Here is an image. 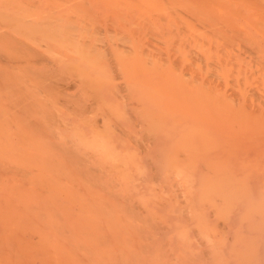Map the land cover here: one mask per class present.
<instances>
[{"label":"bare ground","instance_id":"6f19581e","mask_svg":"<svg viewBox=\"0 0 264 264\" xmlns=\"http://www.w3.org/2000/svg\"><path fill=\"white\" fill-rule=\"evenodd\" d=\"M8 1H10V0H7V2ZM14 1H16V0H14ZM14 1L12 0L8 3H12ZM18 1L19 0H17V3H18ZM23 1L26 2L25 6H28L27 0L26 1L23 0ZM28 1H33V0H28ZM20 2H21V0H20ZM20 2H19V4L22 6L21 10L25 9L26 7H23L24 5H22V4H24V2L23 3L22 2L20 3ZM36 3L38 5V7L35 6V8H38V9H35L32 11L29 10V14L30 13H32V14L36 13L37 14V12H38L37 15L32 16L33 19L35 21H37V26H38L39 21L42 20L41 17L45 14V12L49 8L52 7L51 9H49L52 11L51 21H52L53 16H56L55 14L58 13V15L60 14L62 16L63 22H65L64 20L69 18L68 22L73 23L71 25L68 23V28L70 30L68 32L64 28V27H66L67 24L61 25V26H64L63 28H60V26L58 24H56L57 28H58V32L59 33L61 32L59 29H61V30L65 29V31H66L65 34L67 35V33H70L72 30L70 28H73V30L75 29L74 31H76V34L74 33L76 36H73V34L71 35V33H70L72 40L68 45H66L64 43L65 44V46H64L62 44L63 43L62 41L66 40V39L65 40L63 39L64 36L62 33L64 30L61 32L62 36L60 34H59L60 35L59 36L55 32L57 30L54 28L55 31H53V30L52 31L54 32L53 34L56 33L55 35L58 38L56 43L58 45L57 44L55 45L56 37L54 36L55 38L50 39V40L54 41V45L52 44V45L48 46L50 51L47 52V54H50L52 56L46 55V53L43 54V52H42L41 54L46 55V56H43L44 57L43 59L44 60L49 59L48 60L49 62L52 61L50 63H53V61H54V63L56 62L55 66L60 65L61 67L60 66L59 67L60 68L63 67L65 72H66V68L68 69L69 66H72L70 68H72L73 71L77 70V71H75L76 73L73 72L76 74V76H75L76 79L74 78V76H71L74 78V80L71 82V85L67 84L68 85L67 89L68 90H69V88L72 89L71 88L72 85H76L77 82L79 84V80H80V84L83 85L82 89L80 88L81 87L80 84L79 85L77 84V85L80 86L79 88L82 90V94L84 95V97L89 91H92L93 89L97 90V91H95V93H94V91L91 92L92 94L90 93L92 96L94 95V98L91 95H89V93L86 96H89V97L91 96L93 100L94 99L96 100L95 97H97V99H100L99 101L101 102V104H100L101 107H99V104H96V106L98 105V107L101 109V110L99 109L100 113L102 111V114H103V112L105 110H107V111H109V113H111V117H113L112 120L113 119L114 120L112 123V120L109 121L110 117L108 118V116L106 117V115L104 114V116L106 117V118L102 119L104 121H101V118H94L95 119L94 120L95 124H94L93 122L91 123L89 121L90 120L89 116H91V115H88V117H86L87 119L89 118L88 120L85 118V116L87 115V113H85V111H82V112H84V114H86L85 116H83L84 114L82 115L80 113L79 116L77 115L78 118H76L77 117V116H75L76 114L73 115V117H71L72 115H69L68 113L72 112V111H69V112L63 111L64 108H65L64 110H66V109H67V111L70 110V109H68L67 106L64 108H62V105H61V107L59 106L60 104H63V103H60L61 102L60 100L62 99L60 97H62V95H60V97L58 98L60 100L57 99V101L55 100V102H53V101H51V99L52 100H54V99L50 98V97H52L50 94V97L48 96L50 99L48 100V104H47L46 103L47 99H46V101L43 100L46 97L42 96L43 93L45 95V92L49 93L48 88H46L47 91L44 92L42 90L43 93L41 95H39V96H42L44 98L42 99V101L39 99V96L37 95L39 92L37 91V89L38 90L40 89L39 86L44 80L40 83L41 80H38V78L33 79L34 78L33 74H31L32 78L28 75V77L30 78V79H28L26 77L27 75H25L26 73L29 74L27 72V69L22 70L25 67H23V68L21 67V69L20 68L18 69V66H16L17 68L14 66L15 64H13V65L11 64L12 66H8L10 64L8 59L6 60L8 62L3 61V63H4V65L6 63H8L7 66L9 67V69H11V71L8 68H5L6 66L2 65V62H0L2 68L4 66V70L6 69V71H4L2 69L0 71V73L3 72V74H4L6 72L5 74L7 75V76L4 75L5 77L2 75V77H3L2 78L1 77L2 73H1L0 78H2V81L4 80L3 82H6V84H8V86H10V82L14 83L16 81V80L15 81L13 80L14 78H16V79L20 78V77H17V75H15V73L12 74L13 69H14V71L17 69L18 70L17 74L22 77L21 78L22 80H24V79L25 80L23 82L22 80L18 79L17 81H19V83H17V81L14 83V85L11 83L12 84L11 87H13V86L15 87L17 84L16 87L23 88L24 87L23 84L25 83L26 89L23 88V90L25 89V92H26V90L27 91L30 90L31 93H34V94L36 92H38V93H36V95L33 96V98L32 97H30V98L34 99L32 101L36 100V102H34V103L36 106H38L39 110H37L36 109L37 107H35V106L33 107L34 110L33 109L31 110L32 107L30 106L31 107L30 108L28 106L30 109L27 108V111L28 110L32 111L31 114L33 116L37 115V114L40 117L42 116L41 118L44 120V121H39L38 122L39 124L37 122H36L37 124H33L35 126L34 127L32 124L30 125V123L28 125V123H26V121L22 119L23 117L22 118L19 117L21 119H18V120L14 116L10 118L11 112L15 113L16 111L14 110L15 109L14 107L10 106L11 111L8 112L7 108H9V107H5L6 105H8V103H4L3 101L9 99V96L6 99L7 96L4 95V93H3L4 99H2L3 101H1V98H3V97H1L2 96L1 95V91H2L1 89H2L3 85H5V88L7 89V90H4L5 88H3V91H6V92L9 91L8 89L10 87L7 88L8 86H6V84H3V82L0 81L2 84V87L0 86L1 87L0 88V90H1L0 91V95H1L0 96V164L2 165V166H0V167H2L0 169V194H1L0 197L2 195L4 197V198H0V206H1L0 210L3 209L2 213L5 212L3 215L1 213L0 214H1V217L4 218V216L6 214V210L8 208L7 214L10 216V218L12 220L11 225H8L6 222L8 227L10 226L9 228L6 227L5 225H3L7 228V230H6V228L5 229L3 228L4 232H1L0 247H1V245L3 246L4 244H6L8 246V248H9V246L11 247V249L12 248H14V249L20 248L21 251H23V250L25 251L28 249L27 252H30L29 246H31V244L33 245V243H31L29 241L30 238H29V240L24 239L26 237L23 236V233L25 232V230L28 229V226H29L28 230L32 231L33 228H30L31 223L29 224V222L33 221L32 222L33 225L31 224L32 227L34 226V230H33L34 233L33 234H35V232H36L37 235H33L32 233H31V235L34 237L35 236L39 237V235H40V237L37 238V240L38 239L39 240L36 241L38 244L37 243L36 244L38 247L40 246V243L43 246V248L41 247L42 249L40 248L42 256L45 257V260L43 261V259H42V261H41L42 264H135V263L136 264H145V262H147L148 257L147 258L144 257L143 252L147 250L146 245H148L149 243L147 244L145 242V244H144L143 241H145V239H144L145 236L143 237V241H142L143 243H141L142 239L141 240L139 239V241H137L138 238L139 237L142 238V236L137 237V234H135L137 232H135L136 230H134L135 227H133V225H131L133 223L135 226L136 221L135 222H132V221H134L136 219V217H131L133 219L135 218L134 220H131V218H127L125 216H123V217L120 215L113 216L111 214L113 204L111 201H109V198H107V195H104V193H102L104 191V189L101 192L98 190L101 187H95V186H98V184L100 183V181L98 180L99 177H97V180L95 179L97 184H95L96 182L93 183L94 181L91 183V181L93 180L92 179L93 176L92 177H90V176L86 177V176H84L85 172L83 174V171L80 172L81 170L79 171L78 170L79 168L77 169V167H79L80 163L76 164L74 162V160L76 159L75 158L76 153L73 154L74 160L72 158L70 159V157L68 159L69 155H67V154L69 153V151H68V153L62 152L63 150L61 147H59V145L61 146V145L65 144L66 142H68V139L70 136V138H72V140L74 139V142L77 143L76 145H77V148L79 151L77 149H76V151H78L77 154L80 153L79 155H83L82 160L88 161L89 158H86V157L87 156L90 157L91 154H93L94 156H96V160H97L96 161L95 159H93L95 157H93V158H91L92 156L90 157L91 160L93 159V165H94V163H97L98 165H100L102 168L100 166H99V168L102 169L103 173H104V171L105 172L109 171L110 174H108V172L106 174L108 179L110 178V176H112V172H114V178L119 180L118 182L122 185V187H124V189L122 190L123 192L125 191V192H128L130 194V193H132L131 191L134 188L135 189L133 190V192L137 191V188H139V187H136V184L134 185V183H133L134 186L132 185V178L133 177L131 178V174L132 173L133 174L138 173V175H139V173H145V174L147 173V170H145L144 166L141 165L142 164L141 163V161H142L141 157L138 156V154L134 151V148L132 146L130 148H128L129 147L128 146V147H122V149H120L122 143L119 144V142H117L120 145V148L116 147V145L114 143L115 142L114 138H112L108 134L110 132V131L108 132V129L110 128V130H111V128H113V126L115 127L114 129H116V131L118 133L119 124H120L121 128L123 126L121 124L123 119H122V121L119 119L122 118L121 116H125L126 112H127L128 117L133 115L132 111H131L132 115L128 114L129 109L125 108V106L127 107V105H125V101L123 100V98H122L123 101L120 99L122 101V105L124 106V108H121V109H119L121 107V105L115 106L113 104H116V103H112L110 101V100H112V98H110L111 96L117 97V96L122 95V97H125L122 94L125 91H128L127 93L129 95V98H127V96H126V100L127 99H131V100L135 99V104H133L134 102L133 103L131 102L133 105H136V103H140L141 100L143 102V104L141 103L142 105H140L142 111L141 110H139V112H138V110L136 111L137 115L139 116V117H137V120L140 118L143 120L145 119V117H146L145 115L147 114V113L144 114L145 105H146V108H147V106L151 107L149 110V112H151L150 113L151 116L149 114L150 119H152V120L156 119L155 115H157V120L153 121L154 123H152V124L150 123L152 130L155 131L156 133H160V134L161 133L164 134V132L167 133V134H165L166 136L168 135L166 138L168 140L167 141L168 142L167 147L169 149H172L173 146H174L173 149H175V147H176V149H177L176 152L178 151V148H177L178 145L177 144L174 145L175 143L173 144V142L177 141L178 139L180 140L179 143L183 147H186V150H188L190 147V149L194 150V151L195 150L200 151L201 149H203V151L205 150L204 152H206V149H207V151H209L208 149H212V151H213L214 150L213 148H218V146L220 144L215 145L216 143H218V142H216V140L215 141L213 140L214 143L216 142L215 144L213 143V141H212L213 144L205 141L207 139L206 134H205L206 128L212 129L213 131L217 130L219 132L218 134H221L223 132L222 130H224V129L226 132H228L227 128H229V127H231V129H239L240 132L242 130V132H243L242 128H244L246 125L249 124V123H247L245 125L244 123L249 122V120L251 121L250 126H252V129H253L252 130L251 128H248V129H251L253 131V133H250V134L251 135L254 134V131H255V134L256 135L258 134V138L259 139L262 138L261 139L262 141L258 139L259 143L260 142L263 143V140H264V108H261V107L256 108V107H253L251 105H248V99L253 101V98H256L255 100H262L263 101L264 98H262L261 94H259V91L261 90V88L259 89L257 87V89H255L256 87H254V85H255L254 84L253 85L254 89L249 88V92H248L246 89L247 87L245 89L242 88L241 82L245 83V81H246V82L250 83L251 81H249V76L250 75L255 76L254 73H252V74L249 73L253 67L249 62H246V60L244 59L245 57L250 58L249 56L250 55L252 56V54L254 56L257 55V56H255V58H256L255 60H254V56H252V59L255 62L254 64L260 65L261 63H263V65H264V45H263L264 44V0H38V1H36ZM5 5H8V4L4 3L3 6H5ZM9 5L11 6V4H9ZM9 5H8V7H10ZM18 5H17V8H19ZM29 6L33 7L34 5L29 4ZM11 7H13V3H12ZM2 9H1V13L3 11ZM8 10L4 9L5 12L3 11V13H6L7 15H9L10 13H8ZM27 10H28V8L25 11H27ZM36 10H37V12H34ZM54 10H55V12H54ZM56 10L58 12H56ZM53 12L55 13L54 15H53ZM1 13H0V17H1V15L4 17L5 14H3V13L1 14ZM21 13H23V12H21ZM32 14H30V15H32ZM30 15H25V14H23L22 16L20 15L19 17H21V19L16 17V16L15 17L20 19L19 23L21 24L23 22H26L25 19L28 20L29 19L28 17ZM10 16L12 18L14 17L13 15H10ZM6 17L8 19V16H6ZM15 17H14V19H15ZM48 17L50 18V16H48ZM57 17L56 18L54 17V18L57 20L58 19ZM31 18H30V21H31ZM54 18H53V21H54ZM62 18H60V20ZM64 18H66V19H64ZM10 19L11 18L9 17V20ZM14 19H12V22L14 21ZM38 19H40V20H38ZM1 20H0V22H1ZM4 20L6 21V19H4ZM56 20H55V23H56ZM49 21L45 22V23L42 22V24H44V25L49 23L48 24L49 26L47 25L48 27L45 26L47 29V32L49 30L48 28L51 26ZM2 22H1V24H2ZM58 23L60 24L61 22H58ZM15 24H17V26H18V23H15ZM39 24H41V22ZM69 25H70V27H69ZM0 26L2 27L3 25H0ZM40 26H42V25H40ZM12 27H9V28L12 29ZM9 28L8 29L5 28V29H7L9 31ZM39 28L40 27H37V29H38L37 31H39ZM51 28H53V26L50 27V29ZM0 30H2V28H0ZM43 30H45V29L43 28ZM3 31H5V30L3 29ZM3 31H0V32L2 33ZM8 31H6V32H8ZM41 31H42V29L39 32H41ZM10 32H8V33H10ZM49 32L52 35L51 30ZM95 32L97 33V35ZM42 33H43V31H42ZM98 33L101 34L102 37H101V35H98ZM4 34H6V33H4ZM16 34L18 35V32H16ZM44 35L45 34H43V36ZM19 36L18 37L16 36V38L19 39ZM46 36H48V35H46ZM67 36H69V35H67ZM97 36H100L98 38L103 39L100 42V44L98 43V41H100V40L97 39ZM59 37L62 38L63 40L60 41ZM8 38L6 37L5 39H8V42H9L10 37H8ZM16 38H14V39H16ZM48 38H50V37H48ZM67 38H70V37H67ZM27 39L30 41L29 38H27ZM58 41H59V43H58ZM12 42H11V44L13 45L14 43H12ZM33 42H35V41L32 40V43ZM16 43L20 44V42H16ZM86 44H87V46H86ZM6 45H8V43H6ZM21 45H23V44H21ZM31 45L33 46V44H31ZM31 45H29V46H31ZM62 46L65 49L69 48L70 50H67V49L65 50L62 48ZM66 46H68V47H66ZM82 46H84L85 48L84 47L82 48ZM18 47H19V45L17 46V44H15L14 48L18 49ZM20 47L22 48V46H20ZM28 47L25 48V46H24L23 48L25 50ZM34 47H36V44ZM44 47L41 49L42 50L45 49ZM88 47L90 48V50H88ZM3 48H4V52L5 53L7 52V54H9L8 53L9 50L5 49L7 47L3 46ZM80 48H82V50ZM46 49H48V48L46 47ZM83 49H85V50H83ZM11 50L12 49H10V51ZM52 50L55 52H52ZM21 51H20V53H21ZM12 52H14V51L12 50ZM29 52H31V51L29 50ZM38 52H40V50H38ZM1 53H2V51L0 52V54ZM245 53L250 54V55L242 58V55H245ZM11 55L13 57L12 58L13 60L11 61V63H12V62H15L14 57L16 54L15 55L11 54ZM11 55H10V57H11ZM39 55H40V53H39ZM39 55H38L37 60H40ZM32 56H35V55L33 54ZM4 57H5V55H4ZM4 57H3V59H4ZM19 58H17V59H19ZM0 59H2V58H0ZM28 60H30V59L28 58ZM19 61L20 60H18L16 62H19ZM34 61H35V58H34ZM257 61H258V63H256ZM25 62H27V61H25ZM25 62L23 60L24 65H27L29 63V61L27 64H25ZM30 62H32V61L30 60ZM42 62H45V61L42 60L41 65L43 64ZM49 62L47 64L50 65ZM74 62H76V63H74ZM71 63H74V64H71ZM31 65H32V63H31ZM33 65H35V64L33 63ZM44 65H46V63ZM75 65H77V66H75ZM73 66H74V68L76 67L75 70L73 69ZM256 66H255V68H256ZM60 68L58 70H60ZM263 68H264V66H262L260 70L263 71ZM30 70H32V69H30ZM7 72H9V73H7ZM30 72L32 73V71H30ZM54 72H56V71H54ZM60 72H61V70H60ZM62 72H64V71H62ZM33 73H35V72H33ZM53 73L51 75H53ZM70 74H72V71H70ZM258 74H259V72H258ZM261 74H263V73L261 72ZM9 76L12 78H10ZM24 76L26 78H24ZM47 76H49V74H47ZM247 76H248V78H247ZM35 77H37V76H35ZM51 77H50V80L52 79ZM62 77H63V75H62ZM64 77H65V74H64ZM77 77L79 78L78 81H77ZM5 78L6 79L9 78V79L6 80ZM55 78H57V77L55 76ZM66 78L67 77H65L64 79H66ZM242 78L244 81L242 80ZM251 78H252V76L250 77V79ZM47 79H48V77H47ZM247 79H248V81H247ZM9 80H11V81L8 83ZM56 80H59V79H56ZM68 80L69 79H67V82H68ZM259 80H261V79H259ZM20 81L23 83L20 84ZM37 81H39V82H37ZM59 81H61V79ZM69 81H71V80H69ZM51 82L55 83L52 80H51ZM38 83H40V84H38ZM52 83H51V85H53ZM19 84L22 85L23 87L18 86ZM28 84H30V85H28ZM32 84H33V86L34 85L35 86L33 87ZM44 84H45V81H44ZM58 84H59V82H58ZM261 84H262V81H261ZM48 85H49V83H48ZM48 85L42 86V84H41L42 87H44V86L48 87ZM263 85H264V82H263ZM31 86H32V88H31ZM53 86H55V85H53ZM33 88H34V90H33ZM11 89H13V88H11ZM49 89H50V87H49ZM54 90H56V89H54ZM54 90H53V92H54V94H56V92ZM58 90H59V88H58ZM60 90H62V89H60ZM21 91H22V89H21ZM12 92L13 91H10L9 94H12ZM262 92H263V90H262ZM24 94L25 93H23V95ZM26 94H27V92H26ZM59 94H61V93H59ZM138 94H139V96H140L139 98H141V100L139 98H137ZM14 95L16 96V98H18V100L19 99L21 100L20 96H22V94L21 95L19 94L20 95L19 97H17L18 94L16 95V93L12 94V96H14ZM30 95L31 94L29 93L28 96H30ZM69 96H72V95H69ZM248 96H250V98ZM11 97H10V100L14 101L13 97H12V99H11ZM84 97L81 96V98H83V99H84ZM91 97L89 99H91ZM63 98H65V97H63ZM109 98H110V100H109ZM118 98H120V97H118ZM65 99H67V98H65ZM73 99H74V97H73ZM75 99H77V97H75ZM136 100L139 102H136ZM37 101L38 102L40 101V103H38V104H41V103H43V104L46 103V104H44L45 106H43V104H42L43 107L39 108L41 106H39L37 104ZM71 101H73V100H71ZM30 102H31V100H30ZM63 102H66V101L64 100ZM74 102L76 103V101H74ZM81 102H79V103H81ZM19 103L23 104L22 101H20ZM66 103L71 104L72 102L70 103V101H69ZM73 103L71 104V106H72L71 108L72 109L75 108V110H74L75 113L79 112L80 111V110H78L79 107L77 109L76 106L73 105ZM31 105H33V104H31ZM77 105H78V103H77ZM89 105H90V103H89ZM138 105L139 104H137L136 107ZM129 106H130V103H129L128 107ZM69 107H70V105H69ZM85 107L88 108L87 106H85ZM92 107H95V104ZM98 107H97V109H98ZM10 108H9V110H10ZM129 108H131V107H129ZM152 108L154 109L152 111H155V113L151 111ZM76 109L78 111H76ZM80 109H82V108H80ZM84 109H82V110H84ZM93 109H96V108H93ZM122 109H126L125 110L126 112ZM18 110H17V112H18ZM21 110H23V109H21ZM99 110L96 111L97 115H96L95 110H93L95 112V114H94V112L92 113V111H91V114L94 115L93 117H95V116L99 117L102 115V114L100 115L98 113ZM35 111H38L39 113H42V114H39L37 112L35 114ZM86 111H87V109H86ZM17 112L15 114H17ZM33 112H34V114H33ZM87 112L89 113V111H87ZM72 113H74V112H72ZM15 114H13V115H15ZM20 114H21V111H20ZM20 114H17L16 116H20ZM22 114H25V113H22ZM98 114H99V116H98ZM122 114H125V115H122ZM30 115H27L26 118H28ZM152 115H154V116H152ZM38 116H36V117H38ZM133 116H135V115H133ZM142 116H145V117L142 118ZM126 117L127 116H125L124 118L127 120L128 117L127 118ZM153 117H155V118H153ZM227 118L230 119V121H229L230 126H228V124H227ZM69 119H72V122L74 121L72 123V125L69 123L70 121L68 122ZM107 119H108V121H107ZM132 119L130 118V120H132ZM135 119H136V117L134 118L133 121H135ZM146 119H145L146 121L144 124H146L147 122H148L147 124H149L148 116ZM20 120H22V121H20ZM92 120H93V118L91 117V121ZM130 120H128V122H130ZM100 121H101V124L103 122V126L101 125V127L104 129V134H99L98 132H96V127L100 126L99 125ZM115 121L119 122V124L115 123V125H113ZM43 122H45L46 124ZM123 122H126V121H123ZM142 122H144V121H142ZM150 122H152V121L150 120ZM65 123H69L71 125V127L68 128V125L66 126ZM96 123H99V124H96ZM110 123H112L111 124V125H113L112 127H110L111 126ZM224 123H226L227 125H225ZM64 125L68 129V130L66 129L68 131L66 133L64 131L62 132L60 130L61 126L65 127ZM95 125H97V126L95 127ZM140 125H143V124H140ZM30 126L33 129L36 128V130L34 131ZM250 126H248V127H250ZM124 127H126V126H124ZM121 128H120L119 132L125 133V131H121ZM246 128H247V126H246ZM63 129L65 130V128H63ZM176 129H179V131L178 130H177L178 132L173 131ZM191 129L192 130L195 129L194 131H196V137L195 138L193 136H191L192 138H190L189 137L190 135H187L191 131ZM124 130H126V128ZM180 130H183V131L181 132ZM111 131H113V130H111ZM172 132L173 133L175 132V135H176V133L180 132L179 133L180 136L177 134L179 136V138H177L178 137L177 136L176 140L172 139L171 136L173 134L169 136V133H172ZM230 132L231 131H229V133ZM128 133H129V131L127 132V134ZM149 133H151V132H149ZM151 134L153 135V133H151ZM213 134H215V133L213 132ZM231 134L232 133H230V136H231ZM112 135H113V133H112ZM115 135L116 134H114L113 136H115ZM121 135L123 136L124 134H121ZM165 135H164V137H165ZM133 136L134 135H131V139L133 138ZM234 136H231V137H234ZM260 136H261V138H260ZM141 137H143V139ZM245 137H246V135H245ZM250 137H252V136H250ZM126 138H128V136ZM135 138L136 137L134 136V140H135ZM140 138H138L137 139L138 141L137 140L136 141L138 142L137 145L139 146V149L141 147L143 150L144 149L143 148L144 141L148 140V138L146 139L144 136H140ZM153 138L154 137H152V139ZM212 138H215V137H213V135H212ZM240 138H242V137H240ZM129 140H130V136H129ZM164 140H165V138H164ZM192 140H194V141H192ZM238 140H239V138H238ZM253 141H254V139H253ZM122 142L125 143L126 141L122 140ZM231 142H232L231 144H229V142L227 144H225L226 142L221 143V144L222 145L225 144L226 146L230 145L231 146L230 150L233 149V151H234L235 147L238 149V146H239V149H238L239 152H240L241 148L244 147V144L241 146L239 145L240 142L237 144L238 141L233 142L231 139ZM256 142H257V136H256ZM70 143H72V142H70ZM70 143H67V144H70ZM207 143H208V147H207ZM245 143H247V142H245ZM240 144H242V143H240ZM211 145H212V147H211ZM222 145H220V147H222ZM251 145H253L252 147H254L256 144L254 142ZM66 146H68V145H66ZM124 146H126V145L124 144ZM192 146H195V149H193ZM213 146H215V147H213ZM228 146L226 148L229 149L230 146L229 147ZM248 146H249V144H248ZM263 146L264 145L262 144V147ZM60 148H61V150H60ZM149 148L150 147H148V149H146V150H149ZM224 148H225V146H224ZM224 148L222 147L221 149H224ZM255 148H257V147L255 146L252 149H255ZM129 149H131V150H129ZM183 149L185 150V148H183ZM221 149L220 148L217 149V150H220L218 152H221L222 151ZM82 150H84V151H82ZM172 150H170V151L172 152ZM184 150H183V152L186 151V150L185 151ZM225 150H226L227 155H228L229 150L227 151V149H224V152H225ZM238 150H236V151L238 152ZM245 150H244V152H246ZM256 150H258V149H256ZM81 151L84 153H82ZM199 151H197L196 153L194 152V153L198 154ZM212 151L210 150L209 151L210 153H208V154L213 159L212 162L214 161L215 162L214 164L216 165V166L213 165L212 169H213V167L218 168V169L215 168L216 169L215 175H217V176L213 177L214 171L213 172L212 171H206V173L210 172V175H211V173L213 175L212 176L208 175L209 178L207 176L206 177L203 176L204 178L202 180V177H201L202 174L200 175V177H197L198 176V174H197V176L194 178H197V179L201 178L200 179L201 182L202 181L205 182V183L202 182V184H201L202 185L201 187L204 188L202 190L205 191V189H206L205 185H206V187L208 189H210L214 192L213 194H216L219 191L220 192L222 190L224 191V189L226 188L225 185H223V184H226L225 183L226 181L224 182V180H227L230 176L231 177L234 176V175L229 176V174H232V172H233L232 169H233L234 162L236 163V165H238L239 160H237V159L233 160L234 162L232 163L233 164L232 165L230 163V160H232L231 156H230L232 154H230V151H229L230 155H229V157H227L228 159H226V160L230 159L229 161H226V160L223 161L224 159H222V160L217 159V157H216L217 155L214 156L215 155V154H213L214 151L213 152ZM233 151L231 150V152H233ZM166 152H167V150H166ZM171 152H169V154ZM247 152H249V151H247ZM247 152H246V154H247ZM254 152H255V150H254ZM261 152H263V151H261ZM72 153H73V151L71 153H69L70 156L72 155ZM87 153L88 154L91 153V154H89L90 156L87 155L84 157V154L86 155ZM180 153H181V150H180ZM211 154H213V157L211 156ZM240 154L244 155L245 153L242 152V153H239L237 155L239 156ZM79 155H76V157L77 158L82 157ZM171 155H173V154H171ZM234 155H235V153H234ZM243 155H241V157ZM263 155H264V153H263ZM263 155H262V157H263ZM176 156H178V152H177ZM176 156H175V158H176ZM195 156H197V155H195ZM202 156L204 157V159L206 158L204 156V154L199 155V157H201V158H199L198 156L197 157L199 160L201 159L203 161L204 159L202 158ZM245 156L246 155H244L242 158H244L245 160H246V158H249L248 155H247L248 157L246 156V158H245ZM159 157L161 158V156H159ZM180 157H182V156H180ZM187 157H189V156H187ZM262 157H260V158H262ZM172 158H174V156ZM172 158L170 160L171 164L174 161H176L175 159L172 160ZM178 158H179V156H178ZM6 159L13 160L10 162L8 161L9 164L14 162V161L15 162L13 164H10L11 165L10 167L6 166L8 164L4 165V166H6V169H4L5 167L3 166V164L5 163L4 160H6ZM77 160H79V159H77ZM82 160H79V161L81 162ZM152 160H153V158H152ZM248 160L250 161V159H248ZM257 160H260V159L258 158ZM219 161L223 164L222 168H221V165H219ZM89 162H91V161L89 160L88 163H86V162L85 163L87 164V167L90 168L92 165V162H91V165H89ZM179 162L178 163L175 162L176 165L179 164ZM228 162H229V164H228ZM198 163L200 164V162H198ZM216 163H218V164H216ZM239 163H240V161H239ZM242 163H244V162H242ZM250 163L255 164L254 161H252ZM250 163H248V164H250ZM97 164L95 166H97ZM173 165H174V163L172 164V167H173ZM182 165H184V164H182ZM195 165H196V163H195ZM209 165H210V163H209ZM256 165H258V164L256 163ZM179 166L180 165H178V167ZM7 167H9V169ZM166 167H168V166H166ZM180 167L178 168L179 170H181V171L184 170ZM193 167L196 168V166H193ZM230 167H232V168H230ZM99 168H97V170H100ZM103 168L104 169L106 168L109 170H106V169L104 170ZM3 169H4V171H2ZM80 169H83V167H81ZM84 169L87 171L86 167H84ZM93 169H95V168H93ZM168 169H169V167H168ZM174 169H175V165H174ZM201 169H202V167H201ZM201 169H200V171L199 170L198 171L201 172L202 171ZM219 169H221V170H219ZM248 169L250 170V168H248ZM5 170H7L8 172H11L13 174V177L9 178V176H12V175H9L11 173H7V171L5 172ZM175 170L178 174L179 171H177V169H175ZM194 170H196V169H194ZM207 170H209V169L207 168ZM210 170H211V168H210ZM217 170H218L219 174H218ZM89 171H90V169H89ZM176 172H175V175H176ZM182 172H184L183 173L184 177H186L189 174V173H187V175H186L185 171H182ZM92 173L95 175L94 172H92ZM103 173H102V175H103ZM166 173H167V171H166ZM236 174H237V172H236ZM6 175H8V177ZM14 175L16 178L14 177ZM96 175H97V173H96ZM190 175L193 176L191 172H190ZM226 175H227V177L228 176L229 177L227 178ZM235 176L237 177V175H235ZM235 176L233 177V179L235 181H232L233 179H231L233 184L237 183L236 182L237 179ZM19 177H20V179H17ZM190 178H188V179H190ZM108 179H106V177H105V181ZM188 179L186 178L187 181L185 180L183 182L186 184L185 190H189L190 189L189 187H191L192 185H196V183H197L196 181H195L196 183L194 182L195 184L193 182H191L192 185H190V181L188 182ZM238 180H239V177H238ZM115 181L116 180H114V182ZM239 181H241V180H239ZM201 182H198L197 185ZM227 182H228V180H227ZM93 184H95L94 187L96 189L93 187ZM112 184H114V183L112 182ZM203 184H204V187H203ZM235 185H236V188H234V190L238 188V185L237 184H235ZM235 185H233V187H235ZM101 186L103 188V185H101ZM131 186H133L134 188H132ZM105 187H107V186H105ZM111 187H112V185H111ZM111 187L108 186L107 188H111ZM192 187H193L192 189H194V186H192ZM227 187H228V185H227ZM146 188H147V186H146ZM262 188H260V189H262ZM228 189H230V188H228ZM113 190L114 189L112 188V191ZM202 190H201V188L198 189L199 192ZM118 191H119V189H118ZM194 191H197V190H194ZM198 191L196 193L197 195L199 193ZM237 191H239V190L237 189ZM137 192L139 193V191H137ZM150 192H151V190L149 191V193ZM247 192H249V191L247 190ZM134 194H136L134 196H137L136 192ZM161 194H162L161 195L162 197H160V198H163V193H161ZM158 195H160V194L158 193ZM202 195L205 197L204 193ZM202 195H200V196H202ZM235 195H237V194H235ZM203 196L200 197V199L204 198ZM171 198H172V196H171ZM208 198L207 199L204 198V199H206V201H204V199H202V201H204L202 204H204L207 207V210H208V208L210 209L212 207V209L215 212H218V213L220 212V214L227 212V211H225V212L221 213V209L223 208L222 205L224 204V202L221 205V203H216L215 201L212 202L215 199H210V198L208 199ZM116 199H117V197H116ZM260 199H262V198H260ZM121 200H123V199L121 198ZM140 201H142V199ZM142 202H144V201H142ZM160 202H163V201H159L158 205ZM165 203H166V201H165ZM125 204H126V202H125ZM177 206H178V204H177ZM199 206H198V208H199ZM223 206L226 207V204H224ZM3 207H5V211H4ZM162 207H163V205L161 206V208ZM188 208L189 207L187 206V210H188ZM190 208L193 209L194 211H196L195 210L196 205H195V208L194 207L193 208L190 207ZM202 208H200V209H202ZM138 209H139V207L137 208V210ZM204 209H202V210H204ZM227 209L228 208L226 207V210ZM193 210H191V213H193ZM40 211H44L46 213V217H44L43 220H41V218H43V216L41 218L40 217L36 218V214L38 212L40 213ZM222 211H224V210H222ZM229 211H232V210H229ZM29 212L34 213L35 216L30 214ZM170 212H172V210ZM170 212H168L169 215L171 214ZM196 212H198V210ZM215 212H212V213H215ZM27 213H29V214H27ZM41 213H43V212H41ZM149 213H150V210H149ZM56 214H58L57 215L58 217H60L59 215H62L60 217L61 219L59 218L60 220L55 217ZM193 214H195V212ZM215 214H217V213H215ZM220 214H219V217H220ZM230 214H231V212H230ZM26 215H31V216H28V221L30 220L29 222L27 220H25ZM43 215L45 216V214H43ZM139 215H141V214H139ZM143 215L145 216V213ZM204 215L206 217H208L207 214H203V216ZM208 215H209V213H208ZM29 217H31V219ZM153 217H151V218H153ZM195 217L196 216H194V218ZM197 217H198V215H197ZM214 217H216V216H214ZM219 217L217 216L216 219L217 218L219 219ZM148 218H150V217L148 216ZM196 218H195V220H196ZM200 218H202V217H200ZM5 219H6V217H5ZM34 219H36V221L39 222V225H38V222H36ZM37 219L41 220L42 222L37 220ZM207 219H208L207 224H209V222L211 221V220L209 221V219H211L210 215ZM226 219H228V218H226ZM140 220H139V222L142 221V220L141 221ZM203 220L200 221L202 225H200V223H199V225H200L199 228H201L203 226V223H202ZM40 222L43 223L42 226L40 225ZM139 222H137V223L140 224ZM151 222H153V221H151ZM194 222L195 221H193L191 223H194ZM196 222H199V221L197 220ZM255 222H256V220H255ZM157 224H158V222H157ZM159 224H162V223H159ZM167 224H168V222H167ZM196 224L198 225V223H196ZM222 224L226 225V223H224V221ZM40 226H41V228L42 227L43 228L41 229ZM210 226H212V225H210ZM213 226H214V224H213ZM219 226H221V225H219ZM0 227H1V224H0ZM131 227H133L132 229L134 230L135 233L133 232ZM154 227H155V225H154ZM187 227H188V225H187ZM1 228H0V230H1ZM57 228H58V231L56 232L54 229H57ZM60 228H62L63 230ZM183 228H184V225H183ZM183 228L181 229L182 231H183ZM206 228H205V230H206ZM215 228L216 227H214V230H215ZM3 229L1 231H3ZM64 229H66V230L64 231ZM139 229H140V227H139ZM139 229H138V231H139ZM241 229H243V228H240V230ZM141 230H143V229H141ZM177 230H179V229L177 228ZM210 230L211 229H209V231ZM22 231H24V232L22 233ZM175 231H176V229H175ZM175 231H173V232H175ZM186 231H188V230H186ZM192 231H194V230H192ZM218 231H219V228H218ZM183 232H181V235L183 234ZM222 233H223V231H222ZM29 234L30 233H28V236H30ZM203 234H204V232H203ZM203 234H201V235H203ZM205 234H208V233L206 232ZM32 236H31V239H32ZM203 236L207 239L208 235L207 236L203 235ZM257 238H258V236H257ZM28 241H29V243H31L29 246L27 244ZM34 241H35V238H34ZM199 241H201V240H199ZM167 243H169V242H167ZM195 243H197V242H195ZM203 243H205V241ZM215 243H216V241H215ZM219 243H220V240H219ZM206 244H207V242H206ZM221 245L223 246V244H221ZM222 246H219V247L221 248ZM142 247L144 248L143 251L141 250ZM210 248H211V246H210ZM16 249H15V251H16ZM149 249L150 248H148L147 252L149 251ZM212 249H213V247H212ZM215 249L216 248L214 247V250ZM186 250H187V248H186ZM8 252L9 251H7V254H8ZM32 252H33V250H31L30 254ZM181 252H180V254H181ZM145 253L146 252H144V254ZM154 253L155 252H153L152 258L153 259L156 258V261H153V259L149 260V261H153V264H154V262H156V263L159 262L158 264H160V262H162V261H159L160 259L164 260V261L167 260V259H163L166 257V255H167L166 253H165L166 255L164 254L165 257L160 255L161 253L159 254V256L156 254L157 256L154 257ZM217 253L218 252L216 251V254ZM1 254L2 253L0 251V255ZM33 254H35V253L33 252ZM149 254H150V252L148 253V255ZM162 254H163V252H162ZM35 255H37V254H35ZM146 255H147V253H146ZM171 255H170V257H171ZM190 255H188V256H190ZM3 256H4V254H3ZM232 256H233V254H232ZM1 257H2V255H1ZM1 257H0V264H13V263L9 262L10 260L8 261V259H5V256H4V259H1ZM36 257H38V256H36ZM157 257H159V258H157ZM180 257H178V259H180ZM182 257H181V259H182ZM201 260H202V257H201ZM220 260H222V259H220ZM164 261H163V264H164ZM223 261L226 264V262H227L226 258H224ZM219 262H221V261H219ZM237 262H238V260H237ZM149 263H151V262H149ZM149 263H147V264H149ZM26 264H29V263L27 262ZM169 264H172V263H169Z\"/></svg>","mask_w":264,"mask_h":264},{"label":"rangeland","instance_id":"374dc122","mask_svg":"<svg viewBox=\"0 0 264 264\" xmlns=\"http://www.w3.org/2000/svg\"><path fill=\"white\" fill-rule=\"evenodd\" d=\"M4 1V2H3ZM10 1H12V0H10ZM10 1H8V2H10ZM14 1V0H13ZM26 1V0H25ZM35 3H34V2ZM33 1H28L27 0V4H28V6H25V3L26 2H24L23 0H21V2L23 3L24 2V4H22V5H24L23 7H26L25 9H23V10H21L22 8V6L19 4V2H20V0L18 1V3H17V0L16 1H14V2H12L13 3V7H11L12 6V3H8L7 2V0L5 1V0H0V13H1V9L4 11V9L5 10H8V13H10L9 15H7L6 13H3V11H2V13L3 14H5L4 15V17L1 15V17H0V20H1V22H2V24H1V22H0V25H3L2 27L0 26V28H2V30H0V31H3V29L5 30V31H3L2 33L0 32V52L2 51V53L0 54V58H2L3 59V57H4V55H5V57H4V59L2 60V59H0V62H2V65H4V63H3V61H6L7 59H8V61H9V65H8V63H6L4 66H6L5 68H8L9 69V67L8 66H12L13 64H15L14 66L16 67V66H18V69L20 68L21 69V67L23 68V67H25V68H23L22 70H26L27 69V72L29 73V74H25V75H27L26 77L28 78V79H30L29 77H28V75L32 78V75L31 74H33L34 76V78L33 79H35V78H38V80H41L40 81V83L44 80L45 81V84H44V81L41 83L42 84V86L43 85H45V86H47L48 85V83H49V85H48V87H42L41 86V84L40 83H38V84H40V89L38 90L37 88V91L40 93H38V92H36V93H38L37 95L39 96V95H41L42 93H43V91L45 92V91H47L46 90V88H48V91H49V93L48 92H45V95H44V93H43V95L42 96H44V97H46V98H44V97H42V96H39V99L42 101V99L44 100V101H46V99H47V101H46V103L48 104V100L50 99V98H53L54 100H52L51 99V101H53V102H55V100L57 101V99L60 97V95H62V97H60V98H62L61 100L60 99H58V100H60L61 102L60 103H63V104H60L59 106L61 107V105H62V108H64V107H68V109H70V110H68L67 111V109L66 110H64L63 109V111H65V112H69V111H72V112H74V113H72V112H69L68 114L69 115H72L71 117H73V115H75V116H79L80 115V113L83 115L84 114V112H82V111H85V113H87V115L86 114H84L83 116H85V118L86 117H88V115H91V116H89L90 117V122L92 123H94L95 121V119L94 118H101V121H104V120H102V119H104V118H106L107 116H108V118L110 117V119H109V121H111L112 120V118L113 117H111V113H109V111H107V110H103L104 112H103V114H102V111H101V113H100V108L99 107H101L100 106V104H101V102L99 101L100 99H97V97H95L96 98V100L94 99H92V97L94 98V95L92 96L91 94V92H93L94 91V93H95V91H97V90H94L93 88V90L92 91H89L88 93H89V95H91L90 97H91V99H89L90 97L89 96H86L85 95V97H84V95L82 94V87H83V85H81L80 84V80H79V84L81 85V87L80 86H78L79 84H78V82L76 83V85L78 86H76V85H72V89H70L69 88V90L67 89V87H68V85H71V82L74 80V78L76 79V72L75 71H77V70H75V68H74V66H73V69L75 70V71H73L72 70V68H70V67H72V66H69L68 67V69L66 68V72H65V70L63 69V67L62 68H60L61 66L60 65H56L55 66V64H56V62L54 63V61H53V63H50V62H52V61H48L49 59H46V60H44L43 58V56H46V55H50V54H47V52L48 51H50L49 50V47L48 46H50V45H54V41L53 40H50V39H53V38H55L56 37V40H55V45L57 44L56 42H57V36L55 35L56 33L59 35H61V32L63 31V36H64V40L66 41H62L63 39L62 38H60L59 40L60 41H62L63 43V45L65 46V44L66 45H68L70 42H71V40H72V38H71V36H70V33H71V35L73 34V36H76L75 34H76V31H74L73 30V28H70V29H72L71 30V32L70 33H67V35H69V36H67L65 33H66V31H65V29L67 30V32L68 31H70L69 30V28H68V23L71 25V24H73V23H70V22H68L69 21V18L68 19H66V18H64V19H66V20H64L65 22H63V18H62V16L59 14L58 15V13H54L55 12V10H54V12H53V15L55 14L56 16H53V18L55 17H57L58 19V21L54 18V21H53V18H52V21H51V14H52V11L51 10H49V9H51V8H49L46 12H45V14L41 17V19L42 20H40V19H38V20H40L39 21V23L41 22V24H39L38 23V26H37V21H35L34 19H33V15H37L38 14V12H37V10L36 11H34V12H37V14L35 13V14H32V13H30V14H32V15H30L29 14V10L30 11H32V10H35V9H38V8H35V6L36 7H38V5H37V3H36V1H38V0H33ZM20 2V3H21ZM4 3H6V4H11V6L10 7H8V5H5V6H3V4ZM33 3V4H32ZM19 4V5H18ZM29 4H31V5H34L33 7H30L29 6ZM17 5H18V7L19 8H17ZM8 7V8H7ZM31 9H30V8ZM28 8V10L27 11H25L26 9ZM33 8V9H32ZM16 11H15V10ZM18 9V10H17ZM39 11V10H38ZM5 12V11H4ZM7 12V11H6ZM20 12V13H19ZM21 12H23V13H21ZM56 12H58L57 10H56ZM1 13V14H2ZM18 13V14H17ZM16 14V15H15ZM23 14H25V15H30L28 18V20L27 19H25L26 20V22H23V23H19V21H20V19H21V17H19L20 15L22 16ZM10 15H15L16 17H18V18H20V19H18V18H16L15 16V19H14V17L12 18ZM50 16V18L48 17V16ZM6 16H8V19H7V17ZM47 16V17H46ZM6 17V18H5ZM9 17L11 18L10 20H9ZM46 17V18H45ZM30 18H31V21H30ZM60 18H62L61 20H60ZM4 19H6V21L4 20ZM12 19H14V21L12 22ZM47 19V20H46ZM46 20V21H45ZM50 20V21H49ZM55 20H56V23H55ZM72 20V19H71ZM50 22V27H52L53 26V28H51L50 29V27L48 28L49 30H48V32L51 30V32H52V35L50 34V32L48 33L47 32V29H46V27H48L49 25V23H47L46 25H44V24H42V22ZM73 21V20H72ZM71 21V22H72ZM53 22V23H52ZM58 22H61L60 24L58 23ZM75 22V21H74ZM13 23V24H12ZM15 23H18V26H17V24H15ZM31 23V24H30ZM55 23V24H54ZM56 24H58L59 26H60V28H63L64 26H61V25H65V24H67L66 25V27H64L65 29H59L61 32L59 33L58 32V28H57V25ZM11 25V26H10ZM40 25H42V26H40ZM44 25V26H43ZM48 25V26H47ZM56 27H55V26ZM70 25H69V27H70ZM5 26V27H4ZM13 26V27H12ZM46 26V27H45ZM9 27H12V29L11 28H9ZM37 27H40L41 29H42V31H43V33H42V31L41 32H39L41 29L39 28V31H37L38 29H37ZM5 28H9V31L7 30V29H5ZM43 28L45 29V30H43ZM54 28L57 30V31H55L54 30ZM25 30V31H24ZM55 31L56 33L55 34H53L54 32L53 31ZM6 31H8V32H10V33H8V32H6ZM22 33H21V32ZM45 31V32H44ZM16 32H18V35L16 34ZM26 32V33H25ZM4 33H6V34H4ZM47 33V34H46ZM75 33V34H74ZM96 33V32H95ZM22 34V35H21ZM43 34H45L44 36H43ZM50 34V35H49ZM15 35V36H14ZM20 35V36H19ZM27 35V36H26ZM29 35V36H28ZM46 35H48V36H46ZM59 35V36H60ZM95 35V34H94ZM96 35H97V33H96ZM95 35V36H96ZM98 35H101V34H99L98 33ZM16 36L18 37L19 36V39L18 38H16ZM53 36V37H52ZM55 36V37H54ZM62 36V35H61ZM72 36V37H73ZM8 38V37H10V40H9V42H8V39H5V38ZM14 37V38H16V39H12V38ZM48 37H50V38H48ZM67 37H70V38H67ZM98 37H100V36H97V39H99L100 41H98V43L100 44V42L103 40L102 38H98ZM101 37H102V35H101ZM27 38H29L30 39V41L27 39ZM76 38V37H75ZM12 39V40H11ZM18 39V40H17ZM21 39V40H20ZM35 39V40H34ZM69 39V40H68ZM74 39V38H73ZM32 40L33 41H35V42H33L32 43ZM7 41V42H6ZM13 41V42H12ZM52 41V42H51ZM11 42L12 43H14L13 45L11 44ZM16 42H20V44H18V43H16ZM24 42V43H23ZM28 42V43H27ZM31 42V43H30ZM5 43V44H4ZM6 43H8V45H6ZM30 43V44H29ZM58 43H59V41H58ZM65 43V44H64ZM4 44V45H3ZM15 44H17V46L19 45V47H18V49H15L14 47H15ZM21 44H23V45H21ZM27 44V45H26ZM31 44H33V46L31 45ZM35 44H36V47H34L35 46ZM40 46H39V45ZM88 44V43H87ZM87 44H86V46H87ZM102 44V43H101ZM29 45H31V46H29ZM46 45V46H45ZM58 45V44H57ZM264 45V44H263ZM3 46H5V47H7V48H5L6 50H9L10 51V49H12L14 52H12V50L9 52L8 51V53L9 54H7V52L5 53L4 52V48H3ZM20 46H22V48L20 47ZM25 46V48L26 47H28L27 49H25L24 50V47ZM45 48V49H41V48H43V47ZM46 47L48 48V49H46ZM66 47H68V46H66ZM81 47V46H80ZM84 46H82V48H83ZM21 48V49H20ZM62 48L63 49H65L63 46H62ZM82 48H80L81 50H82ZM85 48V47H84ZM87 48V47H86ZM15 49V50H14ZM23 49V50H22ZM32 49V50H31ZM67 50H70L69 48H66ZM65 49V50H66ZM22 50V51H21ZM29 50L32 52H29ZM38 50H40V52H38ZM83 50H85V49H83ZM87 50V49H86ZM88 50H90V48L88 47ZM20 51H21V53H20ZM244 51V50H243ZM242 51V52H243ZM17 52V53H16ZM28 52V53H27ZM38 52V53H37ZM43 52V54H45L46 53V55H43V54H41ZM52 52H55V51H53L52 50ZM245 52V51H244ZM4 53V54H3ZM30 53V54H29ZM39 53H40V55H39ZM95 53V52H94ZM11 54H13V55H15V59H14V61L15 62H12L11 63V61L13 60L12 58V55ZM19 54V55H18ZM23 56H22V55ZM30 56H29V55ZM34 54L35 56H32V55ZM247 53H245V55H242V58H244L245 56H249L250 54H247ZM8 55V56H7ZM10 55H11V57H10ZM26 55V56H25ZM38 55H39V59L42 61H45V62H42L43 64L41 65V61L40 60H37L38 59ZM25 56V57H24ZM29 56V57H28ZM42 56V57H41ZM50 56H52V55H50ZM252 56H254L253 54H252ZM252 56L250 55L249 57L251 58H248V57H245L244 59L246 60V62H249L251 65H252V69H251V71L249 72V73H254L255 74V76L254 75H248L249 76V81H251L250 83L249 82H246L245 81V83H243V82H241V86H242V88H246L247 89V91L249 92V88L251 89H254V87H256L255 89H257V87L260 89L261 88V92L259 91V94H261V97L262 98H264V85H263V82H264V68H263V71L262 70H260L261 69V67L262 66H264L263 65V63H261L260 65H255L254 63V60L256 59L255 58V56H257V55H255L254 56V60L252 59ZM20 57V58H19ZM27 57V58H26ZM32 57V58H31ZM6 58V59H5ZM10 58V59H9ZM17 58H19V59H17ZM23 58V59H22ZM28 58L32 61V62H30V60H28ZM34 58H35V61H34ZM46 58V57H45ZM17 59V60H16ZM26 59V60H25ZM258 59V58H257ZM2 60V61H1ZM18 60H20L19 62H16V61H18ZM23 60H24V62L25 61H27V62H25V64H27L28 63V61H29V63L27 64V65H24V63H23ZM51 60V59H50ZM8 61H6V62H8ZM22 62V63H21ZM50 63V65L49 64H47V63ZM17 63V64H16ZM31 63H32V65H31ZM33 63L35 64V65H33ZM40 63V64H39ZM46 63V65H44ZM74 63H76V62H74ZM74 63H71V64H74ZM256 63H258V61L256 62ZM12 64V65H11ZM23 64V65H22ZM256 66V68H255V66ZM8 65V66H7ZM22 65V66H21ZM40 65V66H39ZM4 66H3V68H2V66H1V63H0V71L3 69L4 70ZM30 66V67H29ZM39 66V67H38ZM42 66V67H41ZM60 66V67H59ZM75 66H77V65H75ZM52 67V68H51ZM12 68V67H11ZM17 68V67H16ZM60 68V70H61V72H60V70H58ZM71 70H70V69ZM90 68V67H89ZM255 68V69H254ZM7 69V70H8ZM30 69H32V70H30ZM63 69V70H62ZM10 71H11V69H9ZM17 70V69H16ZM14 71V69H13V71H12V74L13 73H15V75H17V77H20V78H18L19 80H22L21 78V76H19L17 73H18V70L17 71ZM48 72H47V71ZM72 71V74H70V71ZM260 70V71H259ZM4 71H6V69L4 70ZM30 71H32V73L30 72ZM54 71H56V72H53ZM62 71H64V72H62ZM69 71V72H68ZM253 71V72H252ZM33 72H35V73H33ZM73 72H75V73H73ZM258 72H259V74H258ZM261 72L263 73V74H261ZM2 73V74H1ZM0 74H1V77H2V75L4 76V75H6L5 73L3 74V72H1ZM7 73H9V72H7ZM11 73V72H10ZM38 73V74H37ZM43 73V74H42ZM53 73V75H51ZM47 74H49V76H47ZM64 74H65V77H67L66 79H64L65 77H64ZM75 74V75H74ZM78 74V73H77ZM48 77V79H47V77ZM62 75H63V77H62ZM262 75V76H261ZM7 76V75H6ZM11 76V75H10ZM9 76V77H10ZM35 76H37V77H35ZM52 76V77H51ZM55 76L57 77V78H55ZM71 76H74V78L73 77H71ZM78 76V75H77ZM248 76H247V78H248ZM252 76V78L250 79V77ZM5 77V76H4ZM25 76H24V78H26ZM46 77V78H45ZM50 77L52 78L51 80L53 81V82H55V83H52L51 82V80H50ZM59 77V78H58ZM61 77V78H60ZM79 77V76H78ZM77 77V81H78V78ZM3 78V77H2ZM2 78H0V81H2ZM10 78H12V77H10ZM14 78V77H13ZM55 78V79H54ZM6 79V78H5ZM9 79V78H8ZM8 79H6V80H8ZM18 79H16V78H14L13 80L15 81H17ZM54 79V80H53ZM56 79H61V81H59V80H56ZM67 79H69V80H71V81H69L68 80V82H67ZM256 79V80H255ZM259 79H261V80H259ZM12 80V81H13ZM25 80V79H24ZM24 80H22L23 82H24ZM242 80H243V78H242ZM4 81V80H3ZM2 81V82H3ZM11 80H9L8 81V83L10 82ZM13 81V82H14ZM15 81V82H16ZM49 81V82H48ZM244 81V80H243ZM247 81H248V79H247ZM261 81H262V84H261ZM14 82V83H15ZM23 82H21L20 81V84L21 83H23ZM37 82H39V81H37ZM53 84V85H55V86H53V85H51V83ZM58 82H59V84H58ZM12 82H10V86H8V84H6V82H3V84H6V86H8L7 88H9L8 90V92H6V91H3V88H5V85H3V87H2V84H1V82H0V86L2 87V91H1V97H3V98H1V101H3L2 99H4V96H3V93H4V95H6L5 97H6V99L8 98V96H9V99H7V100H5V101H3L4 103H8V105H6L5 107H9L10 108V106L11 107H14L13 109L17 112V110H18V112H17V114H20V111H21V114H20V116H16L17 114H15V113H12L11 112V114H10V118L11 117H15L17 120L18 119H21L22 117V119L23 120H25L26 121V123H28V125H29V123H30V125L32 124H37L39 121H44L40 116H38V114L37 115H32L31 114V112L32 111H30V110H28L27 111V108L28 109H30L31 107V110L33 109V107L35 106V107H37L36 109L37 110H39L38 109V106H36L35 105V103L34 102H36V100L35 101H32V100H34V99H31L30 97H32L33 98V96L34 95H36V93L34 94V93H31V91L29 90V91H27L26 90V92H27V94H26V92H25V86H26V84L24 83L23 85H24V87L22 86V85H18V86H22L23 88H25L24 90H23V88H20V87H16L17 86V84H16V86L14 87H11V85L13 84L14 85V83H12ZM17 83H19V81H17ZM62 83V84H61ZM64 83V84H63ZM70 83V84H69ZM47 84V85H46ZM58 84V85H57ZM68 84V85H67ZM248 84V85H247ZM255 84V85H254ZM28 85H30V84H28ZM27 85V86H28ZM53 87H51V86ZM66 85V86H65ZM253 85H254V87H253ZM32 86H33V84H32ZM32 86H31V88H32ZM35 86V85H34ZM33 86V87H34ZM75 86V87H74ZM0 87V88H1ZM38 87V86H37ZM49 87H50V89H49ZM57 87V88H56ZM77 87V88H76ZM81 89H80V88ZM263 87V88H262ZM11 88H13V89H11ZM16 88V89H15ZM18 88V89H17ZM20 88V89H19ZM58 88H59V90L60 89H62V90H58ZM21 89H22V91H21ZM35 89V90H36ZM54 89H56V90H54ZM80 89V90H79ZM4 90H7L6 88L4 89ZM33 90H34V88H33ZM43 90V91H42ZM53 90L56 92V94H54V92H53ZM68 90V91H67ZM262 90H263V92H262ZM10 91H13L12 92V94L14 93H16V95H17V97H19L21 94H22V96H20L21 97V100L20 101H22L23 102V104H20L19 102V100H18V98H16V96L14 95V96H12V94H9L10 93ZM52 93H51V92ZM64 91V92H63ZM67 93H66V92ZM34 92V91H33ZM61 93V94H59V93ZM128 91H125V92H123L122 94L125 96V97H122V95L121 96H111L110 98H112V100H110V98H109V100L112 102V103H116V104H113V105H121V107L119 108V109H121V108H124V106L122 105V101L124 100L125 101V105H127V107L125 106V108H128L129 109V112H128V114H131V111H132V114L133 115H135V116H133L132 114V116H129L128 117V115H127V112L125 111L126 109H122V110H124L126 113V115L125 114H122V115H125V116H127L126 118H127V120L124 118L125 116H121L122 118L121 119H119V120H121L122 121V119H123V121H126V122H121V124L123 125L122 126V128H121V126H120V124H119V122H114V124L113 125H115V123H118L119 124V127H118V133H117V131H116V129H114L115 127L113 126V125H111L112 123H113V120H112V123H110V127H112L113 126V128H111V130H113V131H111L110 130V128L108 129V134L112 137V138H114V143H115V145H116V147H118V148H120V145L119 144H121L122 143V145H121V148L120 149H122V147H128V148H130L131 146L134 148V151L138 154V156L139 157H141V165L142 166H144V169L145 170H147V173L145 174V173H139V175H138V173H132L131 174V178H132V185H133V183H134V185L136 184V187H139V188H137V191H139V193L137 192V191H134L133 192V190L135 189L133 186H131L132 188H134L131 192L133 193H128V192H123L122 190L124 189V187H122V185L118 182L119 180H117L116 178H114V172H112V176H110V180L107 178V176H106V174H107V172H108V174H110V172L109 171H104V173L102 172V169H100L99 168V166L100 165H98L97 163H94V165H93V159H95L96 160V156H94L93 154H91V153H89V154H91V156L87 153L86 155L84 154V157L85 156H87V155H89L91 158H93V157H95V158H93L92 160H91V158L90 157H86V158H89V160L92 162V165H91V162H89V165H91V167L89 168V167H87V164L86 163H88V161L86 160H82L83 159V155H79L80 153H78L77 154V152L79 151L78 150V148H77V143H75L74 142V139L72 140V138H70V136H69V139H68V142H66L65 144H63V145H59V147H61L62 148V152H67L68 153V151H69V153H71L72 151H73V153H72V155L70 156V154L68 153H66L67 155H69L68 156V159H69V157H70V159L72 158L73 160H74V156H73V154H75V160H74V162L76 163V164H79V167H77V169L80 171V172H82L83 171V174H84V172H85V174H84V176H86V177H92V181H91V183L93 182V183H95L96 182V180H97V177H99V181H100V183L98 184V186H95V187H101L100 189H98L99 191H103V189H104V191L102 192V193H104V195H107V198H109V201H111L112 202V204H113V208H112V212H111V214L113 215V216H117V215H120V216H125V217H127V218H131V217H136V219L138 220L139 218L143 221H141L140 219V221L141 222H139V220L137 221L135 218V220L133 219V218H131V220H134V221H132V222H135L136 221V223L137 222H139L140 224H136L135 223V226H134V224L132 223L131 225H133V227H135L134 228V230H136L135 232H137V233H135L134 232V230L132 229L133 227H131V229L133 230V232L135 233V234H137V237L138 236H142V238H138V240L137 241H139V239L141 240V243H143L144 242V244H145V242L148 244V245H146V249L148 250V248H150L149 249V251L147 252V250L146 251H144V252H146L147 253V255H148V253L150 252V254L147 256L146 255V253L144 254V252H143V255H144V257H148L147 258V262H145V264H147V263H149V262H151L152 264H153V261H156V258H152V255H153V252H155L154 253V257H156L157 255L159 256V254L160 255H162V256H164L165 257V255H166V257L165 258H163V259H167V260H159V261H162V262H160V264H163V261H164V264H169V263H172V264H223L224 263V258H226V260H227V262H226V264H237L238 262V264H264V155H263V153H264V146L262 147V144L264 145V140H263V143H259V140H261L262 138H261V136H260V138L261 139H259L258 138V134L256 135L255 134V131H254V134H250V133H253V129H252V126H250V123H251V121L249 120V122H246V123H244L245 125L247 124V123H249L248 125H246L247 126V128H246V126L244 127V128H242L243 129V132H242V130H241V132L239 131V129H231V127H229V128H227V131L228 132H226L225 131V129L224 130H222L223 132L221 133V134H218L219 132L217 131V130H215V131H213L212 129H207L206 128V131H205V134H206V140L205 141H207V142H209V143H211V144H213L214 143V141L216 140V142H218V143H214L215 145H222L221 143H225V144H227L228 142H229V144H231L232 142H231V139H232V141L234 142V141H238L237 142V144L240 142V143H242V144H240L239 143V145L241 146V145H243L244 144V147H240L241 148V150H240V152H239V146H238V149L235 147V149H234V151H233V149H231L233 152H231V150H230V148H231V146L229 147L228 145V147H229V149L228 148H226L227 146L224 144V145H222V147L224 148V146H225V148L224 149H227V151L229 150L230 151V154H232V155H230L229 154V151H228V155H227V152H226V150H225V152H224V149H221L222 147H220V145L218 146V148H213L214 150V153L213 154H215L214 156H216L217 157V159H224L223 161H225L226 159H228L227 157H229V155L231 156V159L232 160H230V163L232 164L234 161L233 160H235V159H237V160H239L240 161V163H239V161H238V165H236V163L234 162V165H233V172H232V174H229V176L230 175H237V177H236V182L237 183H235V184H237L238 185V190L239 191H237V189H235L234 190V188H236V185L235 184H233V182L232 181H235L234 179H233V177L234 176H228L227 177V175H226V177L228 178H226L227 180H228V182H227V180H224V182L226 183V184H223V185H225V189H224V191L222 190L221 192L219 191L218 193H216V194H213L214 192L212 191V190H210V189H208L207 187H206V185H205V191L204 190H202V189H204V188H202L201 186V184H202V182H201V178H199V179H197V178H194V177H196L197 176V174H198V176L197 177H200V175H201V177H202V180H203V178L204 177H208L209 178V176H212L213 174V177L215 176H217V175H215V168H217V167H213V169H212V166L213 165H215L214 163V161L212 162V158L210 157V155L208 154V153H210L209 151L211 150L212 151V149H208L209 151H207V149H206V152H204L203 151V149H201L200 151L199 150H197V151H199L198 152V154L199 155H203L204 154V156L206 157L205 159H204V157L202 156V158L204 159L203 161L200 159H198V157H199V155L198 154H195L197 151L195 150H191L190 149V147H189V149L188 150H186V147H183L180 143H179V139L177 140V141H174V140H176V137L179 135V133H176V135H175V132L178 130L179 131V129H176V130H173V131H175L174 133L172 132V133H169V136L170 135H172L171 136V138L172 139H174L173 141V144L174 145H178V156H179V158H178V156H176L177 155V152H176V147H175V149H173V147H172V149L174 150H172V149H169L168 147H167V136L165 135V134H167V133H165L164 132V134L163 133H156L155 131H153L152 130V127H151V124L152 123H154L153 121H155V120H157V115H155V117H156V119H150V116H151V112H149V110H150V106H147V108H146V105H145V109H144V114H146L145 116H142V118L143 117H145V119L147 118V116H148V119H149V124H144L145 123V121L147 120H143V119H141L142 121H144V122H142L140 119H138L137 120V117H139L138 115H137V110H138V112H139V110H141L142 111V109H141V106L140 105H142L143 104V102H142V100H141V98H139L140 96H139V94L137 95L138 97L137 98H139L141 101H140V103H136V105L137 104H139L137 107H136V105H133V104H135V99H133V100H131V99H127L126 100V96H127V98H129V95H128V93H127ZM23 93H25L24 95H23ZM29 93L31 94L30 96H28L29 95ZM48 93V94H47ZM91 93V94H90ZM93 93V94H94ZM127 95H126V94ZM20 94V95H19ZM47 94V95H46ZM50 94H51V96L52 97H50ZM59 94V95H58ZM58 97H57V96ZM69 95H72V96H69ZM96 95V94H95ZM120 95V94H119ZM250 95V94H249ZM13 97V100L14 101H12V100H10V97ZM50 98H49V97ZM54 96V97H53ZM56 96V97H55ZM81 96H83L84 97V99L83 98H81ZM12 97H11V99H12ZM63 97H65V98H67V99H65V98H63ZM70 97V98H69ZM72 97V98H71ZM73 97H74V99H73ZM75 97H77V99H75ZM79 97V98H78ZM118 97H120V98H118ZM249 98H250V96H248ZM30 98V99H29ZM56 98V99H55ZM122 98H123V100H122ZM125 98V99H124ZM136 98V99H137ZM119 101H118V100ZM122 101H121V100ZM256 98H253V101L252 100H249L248 99V105H251V106H253V107H256V108H264L263 106H264V99H263V101L262 100H255ZM259 99V98H258ZM18 100V101H17ZM30 100H31V102H30ZM66 101V102H69L70 101V103L72 102H74V101H76V103L74 102L73 103V105H75L76 106V108L78 109V107H79V109L78 110H80L79 112H76L75 113V108H71L72 106H71V104H69V103H66V102H63V101ZM71 100H73V101H71ZM85 100V101H84ZM90 103V105H89V103L87 102V101ZM114 100V101H113ZM131 100V101H130ZM82 101V102H81ZM121 101V102H120ZM127 101V102H126ZM25 102V103H24ZM27 102V103H26ZM79 102H81V103H79ZM84 102V103H83ZM87 102V103H86ZM93 102V103H92ZM98 102V103H97ZM118 102V103H117ZM133 104H132V103ZM136 102H139V101H137L136 100ZM263 102V103H262ZM29 103V104H28ZM38 103H40V101L38 102L37 101V104ZM46 103H44V104H46ZM77 103H78V105H77ZM127 103V104H126ZM129 103H130V106L129 107H131V108H129L128 107V105H129ZM142 103V104H141ZM31 104H33V105H31ZM42 104L43 103H41V104H38L39 106H41V107H39V108H42L43 106H45L44 104H43V106H42ZM84 104V105H83ZM87 104V105H86ZM93 104V105H92ZM94 104H95V107H92V106H94ZM96 104H99V107H98V105L96 106ZM132 104V105H131ZM263 104V105H262ZM23 105V106H22ZM50 105V104H49ZM69 105H70V107H69ZM81 105V106H80ZM25 106V107H24ZM30 108H29V107ZM84 106V107H83ZM85 106H87L88 108H86ZM90 106V107H89ZM123 106V107H122ZM21 109H23V110H21ZM24 107V108H23ZM59 107V108H60ZM97 107H98V109H97ZM134 109H133V108ZM137 109H136V108ZM153 107V106H152ZM9 108H7V111L9 112V111H11V108H10V110H9ZM80 108H82V109H84V110H82V109H80ZM93 108H96V109H93V110H95V112L96 111H98L99 109V114L103 117H101V116H99V114H98V116L99 117H97V116H95V117H93L94 115H92L91 114V111H92V113L94 112L92 109ZM140 108V109H139ZM12 109V110H13ZM72 109V110H71ZM76 109V111H78ZM86 109H87V111H89V113L86 111ZM91 109V110H90ZM127 109V110H128ZM13 110V111H14ZM34 110V109H33ZM135 110V111H134ZM152 110H154L153 108L151 109V111ZM36 112L37 113H39L38 111H35V114H36ZM95 112H94V114H95ZM106 112V113H105ZM134 112V113H133ZM152 112H154L155 113V111H152ZM22 113H25V114H22ZM71 113V114H70ZM136 113V114H135ZM13 114H15V115H13ZM32 116H31V115ZM33 114H34V112H33ZM39 114H42V113H39ZM104 114L106 115V117L104 116ZM110 114V115H109ZM139 114V113H138ZM143 114V113H142ZM143 114V115H144ZM149 114H150V116H149ZM27 115H30L28 118H26L27 117ZM96 115H97V112H96ZM154 115H152V116H154ZM36 116H38V117H36ZM78 116L76 117V118H78ZM19 117H21V118H19ZM34 117V118H33ZM36 117V118H35ZM91 117L93 118V120L91 121ZM136 117V119H135V121H133L134 120V118ZM155 117H153V118H155ZM84 118V117H83ZM130 118L132 119V120H130ZM73 119V118H72ZM72 119H69L68 120V122L72 125V123L74 122H72ZM87 119V118H86ZM89 119V118H88ZM87 119V120H88ZM47 120V119H46ZM106 120V119H105ZM118 120V121H119ZM128 120H130V122H128ZM140 120V121H139ZM150 120L152 121V122H150ZM20 121H22V120H20ZM101 121H100V124L99 123H96V124H99L100 126H98V127H96L97 125H95V127H96V132H98L99 134H104V129L101 127V125L103 126V122H102V124H101ZM107 121H108V119H107ZM229 121H230V119H228L227 118V124H228V126H230L229 125ZM37 122V123H36ZM46 122V121H45ZM45 122H43V123H45ZM67 122V121H66ZM222 122V121H221ZM69 123H65V125L67 126L68 125V128H70L71 127V125L69 124ZM39 124V123H38ZM46 124V123H45ZM95 124V123H94ZM137 124V125H136ZM140 124H143V125H140ZM223 124V123H222ZM225 125H227L226 123H224ZM9 125V124H8ZM64 125V126H65ZM34 126V125H33ZM60 127L61 129V131L63 132H68L67 130V127ZM124 126H126V127H124ZM128 126V127H127ZM136 126V127H135ZM143 126V127H142ZM227 126V127H228ZM248 126H250V127H248ZM31 127V126H30ZM35 127V126H34ZM124 127V128H123ZM146 127V128H145ZM32 128V127H31ZM63 128H65V130L63 129ZM117 128V127H116ZM120 128H121V131H125V133L123 132V133H121V132H119L120 131ZM126 128V130H124ZM130 128V129H129ZM150 128V129H149ZM198 128V127H197ZM248 128H251V129H248ZM33 129V128H32ZM67 129V130H66ZM123 129V130H122ZM149 129V130H148ZM165 129V128H164ZM223 129V128H222ZM246 129V130H245ZM34 131L36 130V128H34L33 129ZM135 130V131H134ZM142 130V131H141ZM163 130V129H162ZM195 130V129H194ZM194 130H192L191 129V131L187 134V135H190L189 137L190 138H192L191 136H193L194 138L196 137V131H194ZM70 131V130H69ZM116 131V132H115ZM129 131V133L127 134V132ZM177 131V132H178ZM181 132L183 131V130H180ZM229 131H231L230 133H232L231 134V136H234V137H231L230 136V133H229ZM141 132V133H140ZM147 132V133H146ZM149 132H151V133H153V135L151 134V133H149ZM213 132L215 133V134H213ZM111 133V134H110ZM112 133H113V135L114 134H116L115 136H113L112 135ZM126 134L125 136L127 137L128 136V138H126L124 135L122 136L121 134ZM246 133V134H245ZM249 133V134H248ZM64 134V133H63ZM151 134V135H150ZM157 134V135H156ZM178 134V135H177ZM213 135V137H215V138H212V135ZM67 135V134H66ZM131 135H134L136 138H135V140H134V136H133V138L131 139ZM137 135V136H136ZM148 135V136H147ZM156 135V136H155ZM164 135H165V137H164ZM216 135V136H215ZM239 135V136H238ZM245 135H246V137H245ZM252 136V137H250V136ZM129 136H130V140H129ZM140 136H144L146 139L148 138V140H146V141H144V145H143V148L145 149H143L142 150V148L140 147V149H139V146L137 145V139L138 138H140ZM174 136V137H173ZM180 136V135H179ZM179 136L177 137V138H179ZM256 136H257V142H256ZM124 137V138H123ZM152 137H154L153 139H152ZM222 137V138H221ZM240 137H242V138H240ZM142 139H143V137H141ZM140 138V139H141ZM164 138H165V140H164ZM193 138V139H194ZM238 138H239V140H238ZM250 138V139H249ZM121 139V140H120ZM156 139V140H155ZM234 139V140H233ZM252 139V140H251ZM253 139H254V141H253ZM259 139V140H258ZM70 140V141H69ZM120 140V141H119ZM122 140L123 141H126L125 143L124 142H122ZM137 140V141H136ZM214 140V141H213ZM247 140V141H246ZM192 141H194V140H192ZM212 141H213V143H212ZM262 141V140H261ZM70 142H72V143H70ZM117 142H119V144L117 143ZM136 142V143H135ZM150 142V143H149ZM160 142V143H159ZM177 142V143H176ZM245 142H247L248 144H249V146H248V144L247 143H245ZM255 142V146L257 147V148H255V149H252V148H254V147H252L253 145H251L252 143H254ZM67 143H70V144H67ZM126 145V146H124V144ZM127 143V144H126ZM180 145H179V144ZM259 143V144H258ZM150 144V145H149ZM195 144V143H194ZM258 144V145H257ZM66 145H68V146H66ZM137 145V146H136ZM159 145V146H158ZM64 146V147H63ZM66 146V147H65ZM72 146V147H71ZM181 146V147H180ZM247 146V147H246ZM148 147H150L149 148V150H146V149H148ZM155 147V148H154ZM163 147V148H162ZM166 147V148H165ZM180 147V148H179ZM207 147H208V143H207ZM211 147H212V145H211ZM213 147H215V146H213ZM217 147V146H216ZM260 147V148H259ZM61 148H60V150H61ZM132 148V149H133ZM160 148V149H159ZM168 148V149H167ZM183 148H185V150L183 149ZM192 148L193 149H195V146H192ZM221 149L222 151L221 152H218V151H220V150H217V149ZM246 150H245V149ZM76 149L78 150V151H76ZM167 150V152H166V150ZM256 149H258V150H256ZM65 150V151H64ZM67 150V151H66ZM129 150H131V149H129ZM170 150H172V152L170 151ZM180 150H181V153H180ZM183 150L185 151V152H183ZM236 150H238V152L239 153H245L244 155H248L249 156V158H246V156H245V158H246V160L244 159V158H242L244 155L243 154H240L239 156L237 155V154H239ZM244 150L247 152V151H249V152H247V154H246V152H244ZM254 150H255V152H254ZM82 151H84V150H82ZM81 151V152H82ZM133 151V150H132ZM212 151V152H213ZM261 151H263V152H260ZM87 152V151H86ZM148 152V153H147ZM169 152H171L170 154H169ZM183 152V153H182ZM195 152V153H194ZM237 152V153H236ZM82 153H84V152H82ZM81 153V154H82ZM180 153V154H179ZM203 153V154H202ZM222 153V154H221ZM234 153H235V155H234ZM260 153V154H259ZM65 154V155H66ZM145 154V155H144ZM149 154V155H148ZM171 154H173V155H171ZM197 155V156H195V155ZM213 154H211V156L213 157ZM76 155H79V156H82V157H76ZM148 155V156H147ZM241 155H243L242 157H241ZM261 155V156H260ZM262 155H263V157H262ZM73 156V157H72ZM159 156H161V158L159 157ZM174 156V158H172ZM175 156H176V158H175ZM180 156H182V157H180ZM187 156H189V157H187ZM247 156V157H248ZM253 156V157H252ZM258 156V157H257ZM262 157V158H260V157ZM251 157V158H250ZM85 158V159H86ZM152 158H153V160H152ZM155 158V159H154ZM171 158H172V160H176V161H174L173 163H174V165H175V169H177V171H179V173L177 174V172H176V170L174 169V165H173V167H172V164L170 163V160H171ZM192 158V159H191ZM199 158H201V157H199ZM259 158L260 160H257V159ZM77 159H79V160H82L81 162L79 161V160H77ZM147 159V160H146ZM185 159V160H184ZM209 159V160H208ZM248 159H250V161L248 160ZM229 160H226V161H229ZM236 160V161H237ZM243 160V161H242ZM245 160V161H244ZM249 162H248V161ZM8 161L10 162V161H13V160H8V159H6V160H4V164H3V166L4 165H6V164H8V165H6V166H11L10 164H13L14 162H12V163H8ZM79 161V162H78ZM97 161V160H96ZM180 161V162H179ZM184 161V162H183ZM209 161V162H208ZM222 161V162H223ZM244 162V163H242V162ZM252 161H254L255 162V164L254 163H250V162H252ZM257 161V162H256ZM86 162V163H85ZM95 162V161H94ZM166 162V163H165ZM172 162V161H171ZM178 163L179 162V164H177L176 165V163ZM182 162V163H181ZM198 162H200V164L198 163ZM203 162V163H202ZM84 163V164H83ZM161 163V164H160ZM163 163V164H162ZM192 163V164H191ZM195 163H196V165H195ZM205 163V164H204ZM209 163H210V165H209ZM248 163H250V164H248ZM256 163L258 164V165H256ZM260 163V164H259ZM16 164V163H15ZM83 164V165H82ZM97 164V166H95ZM166 164V165H165ZM182 164H184V165H182ZM187 166H186V165ZM198 164V165H197ZM216 164H218V163H216ZM228 164H229V162H228ZM242 164V165H241ZM88 165V166H89ZM178 165H180L179 167L180 168H182V169H184V170H182V171H185V173H186V175H187V173H189L186 177H184V172H182L181 170H179L178 168ZM204 165V166H203ZM219 165H221V168H222V163L219 161ZM0 166H2L1 164H0ZM6 166H4L5 168L4 169H6ZM95 166V167H94ZM166 166H168L169 167V169H168V167H166ZM193 166H196V168L195 167H193ZM199 166V167H198ZM210 166V167H209ZM216 166V165H215ZM242 168H241V167ZM9 167H7L8 169H9ZM15 167V166H14ZM13 167V168H14ZM81 167H83V169H80ZM84 167H86V169H87V171L84 169ZM101 167V166H100ZM161 167V168H160ZM201 167H202V169H201ZM209 169V170H207V168ZM2 167H0V169H1ZM12 168V167H11ZM90 169V171H89V169ZM93 168H95L96 170H97V168H99L100 170H95V169H93ZM102 168V167H101ZM174 170H173V169ZM210 168H211V170H210ZM220 168V167H219ZM230 168H232V167H230ZM248 168H250V170L248 169ZM4 169L2 170V171H4ZM194 169H196V170H194ZM200 169L202 170L201 172H199L200 171ZM218 169V168H217ZM235 169V170H234ZM95 170V171H94ZM106 170H109V169H106ZM199 170V171H198ZM219 170H221V169H219ZM239 170V171H238ZM7 170H5V172H6ZM89 171V172H88ZM103 173V175H102V173ZM166 171H167V173H166ZM176 172V175H175V172ZM198 171V172H197ZM205 173H204V172ZM206 171H214V173L212 174L211 173V175H210V172H208V173H206ZM92 172H94L95 173V175L92 173ZM100 172V173H99ZM190 172L192 173V175L193 176H191L190 175ZM217 172H218V170H217ZM230 172V171H229ZM236 172H237V174H236ZM241 172V173H240ZM7 173H11V172H8L7 171ZM90 173V174H89ZM96 173H97V175H96ZM150 173V174H149ZM170 173V174H169ZM221 173V172H220ZM235 173V174H234ZM87 174V175H86ZM89 174V175H88ZM100 174V175H99ZM105 174V175H104ZM158 174V175H157ZM180 174V175H179ZM204 174V175H203ZM218 174H219V172H218ZM9 175H12V176H9V178H12L13 177V174L11 173V174H9ZM190 175V176H189ZM209 175V176H208ZM7 177H8V175H6ZM175 176V177H174ZM189 176V177H188ZM204 176V177H203ZM255 176V177H254ZM14 177H15V175H14ZM105 177H106V179H108V180H106L105 181ZM149 177V178H148ZM178 179H177V178ZM191 177V178H190ZM238 177H239V180H241V181H239L238 180ZM246 177V178H245ZM250 177V178H249ZM16 178V177H15ZM14 178V179H15ZM180 178V179H179ZM186 178L188 179V178H190V179H188V182L190 181V185H192V183L191 182H201V183H199L198 185H197V183H196V185H192V186H194V189H192L193 187L191 186V187H189L190 189L189 190H185L186 188H185V183H183L185 180H186ZM17 179H20V177L19 178H17ZM96 179V180H95ZM196 179V180H195ZM207 179V178H206ZM205 179V180H206ZM230 179V180H229ZM231 179H233L232 181H231ZM244 179V180H243ZM114 180H116L115 182H114ZM156 180V181H155ZM204 180V181H205ZM187 181V180H186ZM230 181V182H229ZM112 182L114 183V184H112ZM175 182V183H174ZM260 182V183H259ZM116 183V184H115ZM194 183V184H195ZM203 183H205V182H203ZM228 183V184H227ZM95 184H97V182L95 183ZM95 184H93V187H94V185ZM108 184V185H107ZM235 185V187H233V185ZM100 185V186H99ZM101 185H103V188H102V186ZM111 185H112V187H111ZM147 186V188H146V186ZM189 185V186H190ZM227 185H228V187H227ZM105 186H109V187H111V188H107V187H105ZM243 186V187H242ZM249 186V187H248ZM94 187V188H95ZM116 187V188H115ZM175 187V188H174ZM203 187H204V184H203ZM245 187V188H244ZM262 188V189H260V188ZM112 188L114 189L113 191H112ZM152 188V189H151ZM160 188V189H159ZM197 188V189H196ZM199 188H201V190L202 191H198V189ZM222 188V187H221ZM228 188H230V189H228ZM241 188V189H240ZM248 188V189H247ZM96 189V188H95ZM102 189V190H101ZM111 189V190H110ZM118 189H119V191H118ZM121 189V190H120ZM139 189V190H138ZM149 189V190H148ZM178 189V190H177ZM243 189V190H242ZM249 191V192H247V190ZM151 190V192L149 193V191ZM165 190V191H164ZM177 190V191H176ZM194 190H197L199 193H198V195L196 194L197 193V191H194ZM228 190V191H227ZM159 191V192H158ZM234 191V192H233ZM137 193V196H134V195H136V194H134V193ZM153 192V193H152ZM176 192V193H175ZM192 192V193H191ZM226 192V193H225ZM126 193V194H125ZM158 193L160 194V195H158ZM161 193H163V198H160V197H162L161 195ZM191 193V194H190ZM204 193V195H205V197L202 195ZM208 193V194H207ZM243 193V194H242ZM139 194V195H138ZM190 194V195H189ZM207 194V195H206ZM235 194H237V195H235ZM1 195V194H0ZM131 195V196H130ZM150 195V196H149ZM156 195V196H155ZM158 195V196H157ZM168 195V196H167ZM172 196V198H171V196ZM200 195H202L204 198H210V199H215V200H213L212 202H216V203H221V205H222V203L224 202V204H226V207L228 208L227 210H226V207L225 206H223L222 205V209H221V213L222 212H225V211H227V212H225V213H222V214H220V212L218 213V212H215L213 209H212V207L209 209L208 208V210H207V207L204 205V204H202L204 201H206V199H204V198H202V199H204V201H202V199H200V197H202V196H200ZM212 195V196H211ZM244 195V196H243ZM248 195V196H247ZM154 196V197H153ZM167 196V197H166ZM170 196V197H169ZM193 196V197H192ZM242 196V197H241ZM116 197H117V199H116ZM120 197V198H119ZM142 197V198H141ZM146 197V198H145ZM149 197V198H148ZM159 197V198H158ZM176 197V198H175ZM180 197V198H179ZM183 197V198H182ZM199 197V198H198ZM253 197V198H252ZM0 198H4L3 197V195L0 197ZM119 198V199H118ZM121 198L123 199V200H121ZM142 199V201H144V202H142V201H140L141 199ZM158 198V199H157ZM165 198V199H164ZM171 198V199H170ZM174 198V199H173ZM186 198V199H185ZM208 198V199H209ZM231 198V199H230ZM260 198H262V199H260ZM6 199V198H5ZM148 199V200H147ZM161 199V200H160ZM164 199V200H163ZM177 199V200H176ZM254 199V200H253ZM119 200V201H118ZM131 200V201H130ZM139 200V201H138ZM150 200V201H149ZM222 200V201H221ZM244 200V201H243ZM133 201V202H132ZM159 201H163V202H160L162 205H163V207L161 208V204L159 203V205H158V202ZM165 201H166V203H165ZM168 201V202H167ZM181 201V202H180ZM197 201V202H196ZM202 201V202H201ZM246 201V202H245ZM125 202H126V204H125ZM131 202V203H130ZM142 202V203H141ZM150 202V203H149ZM157 202V203H156ZM176 202V203H175ZM196 204H195V203ZM164 203V204H163ZM173 203V204H172ZM191 205H190V204ZM250 203V204H249ZM177 204H178V206H177ZM196 205V208H195V205ZM136 205V206H135ZM140 205V206H139ZM186 205V206H185ZM190 205V206H189ZM199 206V208H198V206ZM204 205V206H203ZM246 205V206H245ZM187 206L190 208V207H194L195 208V210L197 211L198 210V212H196V211H194L193 209H189L188 208V210L190 211H188L187 210ZM208 206V205H207ZM245 206V207H244ZM134 207V208H133ZM139 207V209L137 210V208ZM141 207V208H140ZM166 207V208H165ZM186 207V208H185ZM203 207V208H202ZM206 207V208H205ZM209 207V206H208ZM225 207V208H224ZM0 208H1V206H0ZM4 208V211H5V207H3ZM144 208V209H143ZM168 208V209H167ZM200 208H202V209H204V210H202V209H200ZM231 208V209H230ZM247 208V209H246ZM234 209V210H233ZM253 209V210H252ZM2 210L3 209H1L0 211V213L3 215L4 213H2ZM149 210H150V213H149ZM172 210V212H170ZM184 210V211H183ZM191 210H193V213L195 212V214H193V213H191ZM222 210H224V211H222ZM229 210H232V211H229ZM239 210V211H238ZM247 210V211H246ZM7 211H8V208H7V210H6V214H7ZM146 211V212H145ZM152 211V212H151ZM155 211V212H154ZM166 211V212H165ZM182 211V212H181ZM41 212H43V213H41ZM135 212V213H134ZM168 212H170L171 214L169 215L168 214ZM212 212H215V213H217V214H215V213H212ZM229 212V213H228ZM230 212H231V214H230ZM30 213V212H29ZM29 213H27V214H29ZM39 213V212H38ZM36 214V218L37 217H42L43 216V218H41V220H43L44 219V217H46V213L44 212V211H40V213L39 214ZM145 213V216L143 215V214ZM152 213V214H151ZM208 213H209V215H210V217H211V219H209V224L210 225H212V226H210L209 224H207L208 223V217H209V215H208ZM245 213V214H244ZM1 214H0V224H1V230L4 228H6V227H8V225H11V218H10V216L7 214H5V216H4V218H2L1 217ZM30 214H32L33 216H35L34 215V213H30ZM43 214H45V216L43 215ZM138 214V215H137ZM139 214H141V215H139ZM203 214H207V216L208 217H206L205 215V217L203 216ZM214 216H218L219 217V214H220V217H219V219L217 220L216 219V217H214ZM39 215V216H38ZM58 214H56L55 215V217L56 218H60L62 215H59L60 217H58L57 216ZM133 215V216H132ZM152 215V216H151ZM197 215H198V217L200 216V217H202V218H198L197 217ZM28 216H31V215H26L25 216V220H27L28 221ZM141 216V217H140ZM148 216L150 217V218H148ZM154 216V217H153ZM194 216H196L195 218H196V220H195V218H194ZM236 216V217H235ZM5 217H6V219H5ZM151 217H153V218H151ZM30 219H31V217H29ZM33 218V217H32ZM35 218V217H34ZM39 218V219H40ZM159 220H158V219ZM166 218V219H165ZM214 218V219H213ZM226 218H228V219H226ZM39 219H37V220H39ZM61 219V218H60ZM59 219V220H60ZM204 219V220H203ZM207 219V220H206ZM35 221H36V219H34ZM41 220H39V221H41ZM162 220V221H161ZM165 220V221H164ZM199 221V222H196V221ZM203 220V228L201 227V228H199L200 227V225H202L201 224V222L200 221H202ZM255 220H256V222H255ZM30 221V220H29ZM28 221V222H29ZM151 221H153V222H151ZM193 221H195L194 223H191V222H193ZM217 221V222H216ZM221 221V222H220ZM223 221H224V223H226V225L225 224H222L223 223ZM241 223H240V222ZM6 222H7V224H6ZM33 222V221H32ZM32 222L30 221L29 222V224L31 223L32 224ZM36 222H38V221H36ZM42 222V221H41ZM40 222V225L42 226V224L43 223H41ZM157 222H158V224H157ZM167 222H168V224H167ZM205 222V223H204ZM229 222V223H228ZM255 222V223H254ZM127 223V222H126ZM159 223H162V224H159ZM165 223V224H164ZM178 223V224H177ZM196 223H198V225L196 224ZM199 223H200V225H199ZM31 224H30V228H33L32 229V231L30 230H28L29 229V226H28V229L27 230H25V232L24 231H22V233H23V236L24 237H26V238H24V239H28L29 240V238H30V242L31 243H33V245L31 244V243H29V241L27 242V244H28V246L31 244V246H29V250H30V252H31V250H33V252L35 253V254H37V255H35V254H33V252L30 254V252H27V250H23V251H21V249L20 248H18V249H16V251H15V249L14 248H12L11 249V247L9 246V248H8V246L6 245V244H4L3 246L1 245V247H0V251H1V255H2V257H1V255H0V257H1V259H4V256H5V259H8V261L9 262H11V263H15V264H26L27 262L29 263V264H42V259H43V261L45 260V257L44 256H42V254H41V250H40V248L42 247L43 248V246H42V244L40 243V246L38 247L37 246V242L36 241H38L37 240V238H39L40 237V235H39V237H34V236H32L31 235V233L33 234L34 232H33V230H34V226L32 227L31 226ZM213 224H214V226H213ZM229 224V225H228ZM3 225H5V226H3ZM33 225V224H32ZM38 225H39V222H38ZM154 225H155V227H154ZM164 227H163V226ZM177 225V226H176ZM180 225V226H179ZM183 225H184V228H183ZM187 225H188V227H187ZM209 225V226H208ZM219 225H221V226H218ZM41 226H40V228H41ZM182 226V227H181ZM230 226V227H229ZM10 227V226H9ZM8 227V228H9ZM138 227V228H137ZM139 227H140V229H139ZM166 227V228H165ZM180 230H177V228ZM207 227V228H206ZM214 227H216L215 228V230H214ZM250 227V228H249ZM43 228V227H42ZM41 228V229H42ZM59 228V227H58ZM58 228L57 229H54L56 232L58 231ZM155 228V229H154ZM183 228V231L181 230ZM187 228V229H186ZM205 228H206V230H205ZM218 228H219V231H218ZM239 230H238V229ZM240 228H243V229H241L240 230ZM4 229H3V231H1L0 230V235H1V232H4ZM60 229H62V228H60ZM138 229H139V231H138ZM141 229H143V230H141ZM175 229H176V231H175ZM201 229V230H200ZM209 229H211L210 231H209ZM223 231V233H222V231ZM237 229V230H236ZM6 230H7V228H6ZM5 230V231H6ZM63 230V229H62ZM66 229H64V231H65ZM170 230V231H169ZM186 230H188V231H186ZM192 230H194V231H192ZM61 231V230H60ZM165 231V232H164ZM173 231H175V232H173ZM218 231V232H217ZM242 231V232H241ZM259 231V232H258ZM140 232V233H139ZM181 232H183V234L181 235ZM195 232V233H194ZM203 232H204V234H203ZM208 233V234H205V233ZM235 232V233H234ZM28 233H30L29 235L30 236H28ZM151 233V234H150ZM221 233V234H220ZM237 233V234H236ZM244 233V234H243ZM199 234V235H198ZM201 234H203V235H205V236H207V239L203 236V235H201ZM33 235H37V233L35 232V234H33ZM162 235V236H161ZM171 235V236H170ZM174 235V236H173ZM237 235V236H236ZM263 237H262V236ZM28 236V237H27ZM31 236H32V239H31ZM145 236V237H144ZM178 236V237H177ZM199 236V237H198ZM214 238H212V237ZM257 236H258V238H257ZM35 238V241H34V238ZM143 237H144V239H145V241H143ZM179 238V239H178ZM183 238V239H182ZM201 238V239H200ZM216 238V239H215ZM250 238V239H249ZM263 238V239H262ZM150 241H149V240ZM203 239V240H202ZM33 240V241H32ZM172 240V241H171ZM174 240V241H173ZM199 240H201V241H199ZM219 240H220V243H219ZM229 240V241H228ZM260 240V241H259ZM27 241V240H26ZM143 241V242H142ZM149 241V242H148ZM178 241V242H177ZM205 241V243H203ZM211 241V242H210ZM215 241H216V243H215ZM226 241V242H225ZM247 241V242H246ZM259 241V242H258ZM35 242V243H34ZM42 242V241H41ZM167 242H169V243H167ZM182 242V243H181ZM195 242H197V243H195ZM206 242H207V244H206ZM210 242V243H209ZM37 243V244H36ZM151 243V244H150ZM200 243V244H199ZM36 244V245H35ZM44 244V243H43ZM143 244V245H144ZM179 244V245H178ZM209 244V245H208ZM216 244V245H215ZM221 244H223V246L221 245ZM142 245V246H143ZM155 245V246H154ZM215 245V246H214ZM7 246V247H6ZM35 246V247H34ZM182 246V247H181ZM210 246H211V248H210ZM219 246H222L221 248L219 247ZM37 247V248H36ZM145 247V246H144ZM154 247V248H153ZM187 248V250H186V248ZM189 247V248H188ZM212 247H213V249H212ZM214 247L216 248L215 250H214ZM233 247V248H232ZM41 248V249H42ZM224 248V249H223ZM2 249V250H1ZM209 249V250H208ZM222 249V250H221ZM234 249V250H233ZM239 249V250H238ZM251 249V250H250ZM11 250V251H10ZM13 250V251H12ZM142 251L144 250V248L142 247V249H141ZM162 250V251H161ZM173 250V251H172ZM208 250V251H207ZM221 250V251H220ZM7 251H9L8 252V254H7ZM15 251V252H14ZM153 251V252H152ZM182 251V252H181ZM212 251V252H211ZM216 251L219 253H217L216 254ZM233 251V252H232ZM14 252V253H13ZM152 252V253H151ZM162 252H163V254H162ZM173 255H171L170 253ZM173 252V253H172ZM180 252H181V254H180ZM198 252V253H197ZM209 254H208V253ZM166 253V254H165ZM184 253V254H183ZM216 255H215V254ZM3 254H4V256H3ZM29 254V255H28ZM157 254V255H156ZM165 254V255H164ZM191 254V255H190ZM208 254V255H207ZM232 254H233V256L235 257H233L232 256ZM146 255V256H145ZM170 255H171V257H170ZM182 257V259H181V257ZM188 255H190V256H188ZM236 255V256H235ZM36 256H38V257H36ZM161 256V257H162ZM187 256V257H186ZM259 256V257H258ZM8 257V258H7ZM160 257V258H161ZM178 257H180V259H178ZM201 257H202V260H201ZM249 257V258H248ZM151 258V259H150ZM157 258H159V257H157ZM186 258V259H185ZM260 258V259H259ZM24 259V260H23ZM131 259V258H130ZM153 259V261H149V260H152ZM220 259H222V260H220ZM249 259V260H248ZM18 260V261H17ZM29 260V261H28ZM179 260V261H178ZM185 260V261H184ZM193 260V261H192ZM215 260V261H214ZM237 260H238V262H237ZM240 260V261H239ZM167 261V262H166ZM173 261V262H172ZM184 261V262H183ZM211 261V262H210ZM219 261H221V262H219ZM8 262V263H9ZM151 263H149V264H151ZM156 262H154V264H155ZM159 263V262H158ZM158 263H156V264H158ZM136 264V263H135ZM225 264V263H224Z\"/></svg>","mask_w":264,"mask_h":264}]
</instances>
